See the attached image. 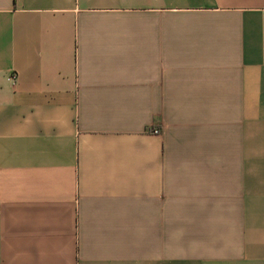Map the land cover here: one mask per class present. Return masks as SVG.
Returning a JSON list of instances; mask_svg holds the SVG:
<instances>
[{
  "label": "crops",
  "instance_id": "0c3cea01",
  "mask_svg": "<svg viewBox=\"0 0 264 264\" xmlns=\"http://www.w3.org/2000/svg\"><path fill=\"white\" fill-rule=\"evenodd\" d=\"M0 264H264V0H0Z\"/></svg>",
  "mask_w": 264,
  "mask_h": 264
},
{
  "label": "built area",
  "instance_id": "2783aa9c",
  "mask_svg": "<svg viewBox=\"0 0 264 264\" xmlns=\"http://www.w3.org/2000/svg\"><path fill=\"white\" fill-rule=\"evenodd\" d=\"M152 131H156V129H153Z\"/></svg>",
  "mask_w": 264,
  "mask_h": 264
}]
</instances>
